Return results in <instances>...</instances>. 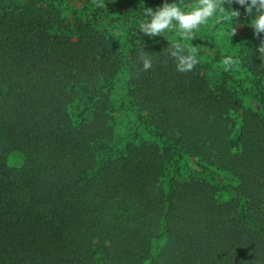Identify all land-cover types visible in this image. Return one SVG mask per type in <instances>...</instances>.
Masks as SVG:
<instances>
[{
    "label": "trees",
    "instance_id": "obj_1",
    "mask_svg": "<svg viewBox=\"0 0 264 264\" xmlns=\"http://www.w3.org/2000/svg\"><path fill=\"white\" fill-rule=\"evenodd\" d=\"M165 2L0 0V264H264V32L225 3L219 77L181 73Z\"/></svg>",
    "mask_w": 264,
    "mask_h": 264
},
{
    "label": "clouds",
    "instance_id": "obj_2",
    "mask_svg": "<svg viewBox=\"0 0 264 264\" xmlns=\"http://www.w3.org/2000/svg\"><path fill=\"white\" fill-rule=\"evenodd\" d=\"M183 0H174L172 3L165 2L162 6L153 10L151 7L144 8V16L149 18L139 25V30L149 37L161 36L166 30L177 29L182 38L192 39L194 30L201 25L207 23L209 18L213 17L217 12L222 16L231 15L238 18L241 13L239 10H226L223 5L227 3L229 6L233 2L244 8L246 15L251 16L255 10L252 27L256 35L264 32V0H197L196 6L191 11H184L181 7ZM236 34L234 28L230 35ZM199 49L197 46L186 48L182 43H174L168 46L167 54L170 55L175 63L176 70L181 73H187L197 66ZM260 57H264V40H262L258 48ZM142 63L140 71H148L152 68V58L149 54L141 51L138 57ZM237 61L231 56L225 57L222 64L225 70H230Z\"/></svg>",
    "mask_w": 264,
    "mask_h": 264
},
{
    "label": "rangeland",
    "instance_id": "obj_3",
    "mask_svg": "<svg viewBox=\"0 0 264 264\" xmlns=\"http://www.w3.org/2000/svg\"><path fill=\"white\" fill-rule=\"evenodd\" d=\"M78 2H79V0H68L69 9L72 10V9L76 8ZM115 5H116L117 9H120V7H123V8L125 7L124 4H122L120 1H115ZM223 7L225 9L227 8L226 5H223ZM225 17H227V16H225ZM220 21L217 22L215 17L213 16L210 18L209 21H207V23L201 25L198 29H196V31L200 34H203V35L215 37L216 44L219 45V47L223 50V52L227 51L226 53H231L232 45H231L230 40H229V33H230L229 29H231V28L228 27V26H230V24L221 25ZM215 24L217 27H214ZM169 30L173 34V37L182 39L188 47H190L191 45L197 46V48L199 49L198 54H197V57L199 58V60L208 67V70L210 71V74L212 77H214V78L219 77V73H221L222 66L219 64H214L212 62V60H211L213 57V50L212 49L208 48L207 46L197 45L188 39L181 38V35L177 29H169ZM233 48H234V45H233ZM233 48H232V50H233ZM19 162H20L19 157H15V156L9 160L10 165L11 164L12 165H18ZM208 180L213 185L217 184V181L211 177H208Z\"/></svg>",
    "mask_w": 264,
    "mask_h": 264
}]
</instances>
